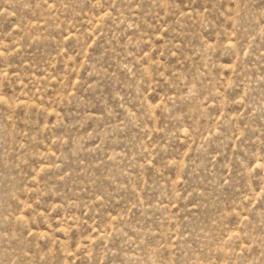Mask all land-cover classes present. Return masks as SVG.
I'll return each instance as SVG.
<instances>
[{
  "label": "rangeland",
  "instance_id": "374dc122",
  "mask_svg": "<svg viewBox=\"0 0 264 264\" xmlns=\"http://www.w3.org/2000/svg\"><path fill=\"white\" fill-rule=\"evenodd\" d=\"M0 264H264V0H0Z\"/></svg>",
  "mask_w": 264,
  "mask_h": 264
}]
</instances>
